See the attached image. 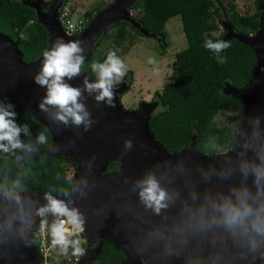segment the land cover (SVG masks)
Wrapping results in <instances>:
<instances>
[{
	"label": "clouds",
	"instance_id": "9594fccd",
	"mask_svg": "<svg viewBox=\"0 0 264 264\" xmlns=\"http://www.w3.org/2000/svg\"><path fill=\"white\" fill-rule=\"evenodd\" d=\"M204 47L218 64L227 63L223 53L231 47L230 41L206 39ZM84 62L79 40L59 38L43 52L34 80L46 89L39 108L49 119L65 129L87 132L96 121L84 93L114 106V86L127 69L110 50L103 63L91 65L95 81L85 76L83 87L73 86L68 81L81 74ZM148 63L156 61L150 58ZM16 117L15 106L0 100V153L13 155L17 162L31 161L37 148L21 139L31 133ZM47 132L37 135V144L48 145ZM133 148V140L126 139L122 155ZM196 155L195 150L187 155L169 153L139 175L122 176L120 190L94 215L105 226L115 216L113 231L123 233L134 262L138 257L149 264H264V112L246 115L232 129L230 144L213 140L203 153L208 163ZM30 174V168L22 167L0 183V261L23 260L22 249L36 243L37 225L60 254L67 256L70 251L73 257H83L81 234L88 217L77 201H86L97 189L109 186L95 175V157L85 162L79 178L66 176L68 188L60 197L45 192L44 203L27 189Z\"/></svg>",
	"mask_w": 264,
	"mask_h": 264
},
{
	"label": "trees",
	"instance_id": "16d2710c",
	"mask_svg": "<svg viewBox=\"0 0 264 264\" xmlns=\"http://www.w3.org/2000/svg\"><path fill=\"white\" fill-rule=\"evenodd\" d=\"M228 3L231 13L222 0H138L134 5L135 8H143L139 18L141 25L155 35L163 32L170 17L179 15L187 40V47L175 54L171 84L155 92L162 109L149 119V128L156 143L168 153L180 152L190 146L193 137L195 150L201 154L213 140L225 146L230 144L231 131L238 123L219 125L216 116L219 112L234 113L240 117L243 115L242 102L225 94L223 88L226 83L235 88L245 84L256 65L254 51L236 39H231V47L223 53L227 63L218 64L214 54L204 47V42L206 39L223 37L212 34L223 24L222 16L236 32L253 34L259 26L260 10L256 3V11L252 15H240L235 11L233 2L228 0ZM101 10L98 8L97 12ZM94 15L89 11L85 13V25ZM31 21L34 22L30 26ZM126 25L123 21L117 24L116 34L107 43L104 52L99 49L106 38L103 36L92 58L83 65V71L93 76L92 63L96 60L104 62L110 50L115 51L123 44L127 35ZM131 27L141 34L138 29ZM0 32L13 40H17L21 32L27 33V38L18 41L21 58L26 63L41 57L49 47L47 29L37 21L35 10L21 0H0ZM159 44L162 45V42L159 41ZM131 74L128 72V75ZM15 111L17 123L27 124L31 133L29 136L22 134L21 139L33 144L37 150H49L52 143L49 132L48 145L36 143L37 135L46 128L25 110L15 107ZM16 154L20 155L19 150ZM70 161L71 158L64 155L32 154L31 161L26 158L17 162L13 155L0 153V183L4 182L6 176L11 179L22 167H28L31 174L26 180L27 189L60 195L62 190L68 188L66 163ZM118 167L119 162L111 161L105 172H114ZM40 261L37 254L36 264H40ZM123 261L121 249L105 238L101 252L92 264H123Z\"/></svg>",
	"mask_w": 264,
	"mask_h": 264
},
{
	"label": "water",
	"instance_id": "95a60500",
	"mask_svg": "<svg viewBox=\"0 0 264 264\" xmlns=\"http://www.w3.org/2000/svg\"><path fill=\"white\" fill-rule=\"evenodd\" d=\"M41 1L21 0L22 3L35 10L37 21L47 29L49 41L47 50L51 49L59 38L65 42L79 40L84 49V64L92 58L94 49L106 31L119 22L130 23L144 36L156 37L131 16L130 9L138 0H115L108 7L97 12L79 36L73 38L66 36L57 18L64 0H53L46 12L42 11ZM257 7L260 10L259 26L253 34L246 35L236 32L231 24L223 23L226 33L221 39L227 41L236 39L252 48L256 58L255 68L242 87L235 88L230 83H226L223 88L225 94L237 98L243 104V115L238 124L246 115H252L258 110L264 112V0H257ZM18 41V39L13 40L10 36L0 32V100L4 103L10 102L15 107L25 110L48 129L52 142L50 149L37 150L34 154L68 156L77 163L78 168L75 171H80L81 175L84 172L85 162L95 157V175L109 184L107 188L97 189L88 200L77 201L81 210L88 217L85 235L89 246L80 264H92L100 254L105 238L113 241L121 249L124 255L123 264H149L147 259L141 260L138 257L135 262L133 261V253L126 247L123 233L117 235L113 231L116 223L114 215L109 217L105 226L101 224L94 212L110 201L114 193L120 190L121 185L118 181L122 176L139 175L154 160L169 154L156 143L149 128V119L155 113L156 103L140 104L138 106L140 112L137 114H132L130 110L124 109L120 98L129 87L126 83L114 86V106L98 103L94 99L95 94L89 95L85 92L84 102L96 122L87 132H84L82 128L65 129L62 125L49 119L39 108L46 89L36 84L34 77L42 67L43 55L32 62H24L18 48ZM39 60L41 62L38 63ZM85 76L90 81H95L92 75L82 70L78 77L68 82L73 86L83 87ZM129 138L134 142L133 151L122 155L124 141ZM141 145L144 147L141 148ZM193 150H195L194 137L190 146L176 153L187 155L192 154ZM195 152L197 159L203 163L209 162V157L196 150ZM111 161L119 162V167L114 172L106 173L107 165ZM123 163L125 169L120 172ZM28 190L37 196L41 203L45 202L43 199L45 192ZM53 195L60 197V195ZM22 251L25 258L23 260L14 259L11 264H36L35 244L31 248L22 249ZM0 264H9V262L4 260L0 261Z\"/></svg>",
	"mask_w": 264,
	"mask_h": 264
},
{
	"label": "rangeland",
	"instance_id": "374dc122",
	"mask_svg": "<svg viewBox=\"0 0 264 264\" xmlns=\"http://www.w3.org/2000/svg\"><path fill=\"white\" fill-rule=\"evenodd\" d=\"M50 0H42V11L46 12L53 2L47 4ZM66 1V2H65ZM115 0H64L63 5L58 11L59 15H65L70 23H76L79 20L86 23V12L97 13L98 8H106ZM235 5V11L240 15H252L256 11L257 0H231ZM223 5L231 13L228 0H222ZM135 5V4H134ZM133 7L130 9L131 16L139 21L143 8ZM222 22L224 16H222ZM34 21H31V26ZM125 29L127 35L124 38L123 44L115 49L116 54L124 60L126 65V74L120 80L119 84L126 83L129 87L126 92L121 96L122 107L126 110H133L136 106L142 103L153 104L156 103L154 112L162 109L157 102L155 92L161 91L165 86L171 84L172 63L175 59V54L187 47V40L183 31L181 17L179 15L170 17L163 29V32L156 37H147L138 34L131 26L130 23L125 22ZM118 24V23H117ZM117 24L112 25L105 33L99 49L104 52L107 43L113 39L117 31ZM226 33L224 25H220L217 31L212 32L213 35H222ZM26 32H21L18 40L27 38ZM162 42V45L159 44ZM154 58L156 63L149 64L148 60ZM95 63H100L98 60ZM103 63V62H102ZM128 72H132L128 75ZM131 79V80H130ZM241 117L234 113L219 112L216 120L219 125L226 123L236 124L240 121ZM66 168L69 174H75L78 168L77 163L70 161L66 163ZM75 171V172H74Z\"/></svg>",
	"mask_w": 264,
	"mask_h": 264
},
{
	"label": "built area",
	"instance_id": "2783aa9c",
	"mask_svg": "<svg viewBox=\"0 0 264 264\" xmlns=\"http://www.w3.org/2000/svg\"><path fill=\"white\" fill-rule=\"evenodd\" d=\"M57 18L64 30V33L70 38L76 37V34H80L86 27L85 22L80 20L76 23H70V21L63 14H58ZM91 71L93 72L92 67ZM93 74V77L96 79V74L94 72ZM35 239V251L36 255L38 254L41 259L40 264H80L82 257H73L70 251L69 254L65 256L60 254L58 248H53L51 245V237L46 232L41 233L39 231V226H37L35 232ZM81 240L82 246L87 251L89 244L85 232L81 234Z\"/></svg>",
	"mask_w": 264,
	"mask_h": 264
},
{
	"label": "bare ground",
	"instance_id": "6f19581e",
	"mask_svg": "<svg viewBox=\"0 0 264 264\" xmlns=\"http://www.w3.org/2000/svg\"><path fill=\"white\" fill-rule=\"evenodd\" d=\"M39 62H41V60H39L38 63H39ZM130 111H131L132 114H137L138 112H140V109H138V107H137V108H135V109H133V110H130ZM124 163H125V162H124ZM124 163H123V166H122L120 172H123L124 169H125V164H124ZM73 176H74L75 178H79V177L81 176L80 171H76V173H75Z\"/></svg>",
	"mask_w": 264,
	"mask_h": 264
},
{
	"label": "flooded vegetation",
	"instance_id": "af4514ba",
	"mask_svg": "<svg viewBox=\"0 0 264 264\" xmlns=\"http://www.w3.org/2000/svg\"><path fill=\"white\" fill-rule=\"evenodd\" d=\"M123 83H124V81H123ZM158 99V98H157ZM157 102H158V104L160 105V103H159V101L157 100ZM161 106V105H160Z\"/></svg>",
	"mask_w": 264,
	"mask_h": 264
},
{
	"label": "crops",
	"instance_id": "0c3cea01",
	"mask_svg": "<svg viewBox=\"0 0 264 264\" xmlns=\"http://www.w3.org/2000/svg\"><path fill=\"white\" fill-rule=\"evenodd\" d=\"M120 100H121V98H120ZM136 107H138V105Z\"/></svg>",
	"mask_w": 264,
	"mask_h": 264
}]
</instances>
